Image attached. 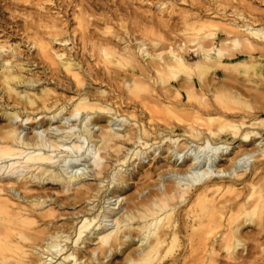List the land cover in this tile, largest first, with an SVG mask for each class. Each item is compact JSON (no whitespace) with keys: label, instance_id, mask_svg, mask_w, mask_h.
Here are the masks:
<instances>
[{"label":"bare ground","instance_id":"obj_1","mask_svg":"<svg viewBox=\"0 0 264 264\" xmlns=\"http://www.w3.org/2000/svg\"><path fill=\"white\" fill-rule=\"evenodd\" d=\"M72 3L76 27L68 25L67 8H59L55 12L61 13L59 17L29 14L23 31L59 84L61 75L73 79L78 88L73 94L58 95L46 86L30 93L41 78L21 74L23 63L11 59L17 50L0 53V90L5 93L0 104L6 120L0 126V182L5 181L0 183V264H98L100 255L124 252L132 242L136 247L127 251L128 263L178 264L176 254L166 261L164 255L191 252L193 264H213L211 254L239 252L246 237L264 236L261 19L235 13L225 28L229 36L215 44L209 27L217 23L186 16L185 21L192 20L187 27L195 30L194 47L169 43L154 54L139 41L141 63L135 50L118 51L98 37L99 32L89 30L83 6ZM52 43L72 45L52 51ZM101 56L102 62L128 65L129 75L139 70L160 89L135 93L132 88L142 78L123 74L127 93L117 89L93 93L85 86L100 74L96 65ZM218 66L224 70L220 76L229 81L215 76ZM228 73L245 76L254 89L237 88ZM123 103L131 109L121 110ZM83 113L88 122L82 120ZM59 115L62 122L74 117L76 125L83 123L76 128L56 126L52 135L40 131L21 135L16 124L20 117V122L38 118L37 123L50 125ZM115 118H120L121 129L112 127ZM82 156L91 164L96 183L81 178ZM146 158L155 164L142 171L138 166H144ZM137 175L140 185L134 182ZM45 181L65 192L74 185L70 203L84 201L87 206L58 224L56 209L49 206L52 195L32 192V184L43 187ZM132 183L134 190L121 196ZM248 224L255 227L245 231ZM93 240L95 245L86 251V243Z\"/></svg>","mask_w":264,"mask_h":264},{"label":"rangeland","instance_id":"obj_2","mask_svg":"<svg viewBox=\"0 0 264 264\" xmlns=\"http://www.w3.org/2000/svg\"><path fill=\"white\" fill-rule=\"evenodd\" d=\"M11 1H13V3H10V0H0V45H4V48L2 47V51H0V53L7 55V52L9 53L12 49L17 50L18 54L16 56H13L11 59L12 61L19 60L21 63H23L24 68L21 67V74L25 77L34 75V77L41 78V81L35 84L37 87L32 89L30 93H32V91H38L41 87L46 86L50 89H53L55 91L54 93L58 95H68L73 94L71 91H74L77 86L76 88L74 87L75 85L72 83L73 79H71L68 75L64 76L61 74L60 75L63 76V78L61 76L59 77H61L60 82L62 84H59V81H57L56 79L57 76L52 74L49 68H47L46 62H42L41 58L37 54L38 48L31 46V44H28L27 39H25L26 36L24 37L25 32L23 31V22L25 23V19L27 18L29 20V14L30 16L32 15L34 17L39 16L40 14L41 17H52V15H56V17H59L61 13L57 15L55 12L62 8H67V14H69L68 25H70V27H76L77 20L75 18H72L73 10H71L72 8H70V5L72 7L74 6V3L72 2L75 1V3H77L78 1V4H81L84 11H86L85 15L89 18L90 23L87 25L89 30L99 32L98 37L104 38L106 41H109L110 45L108 44V46L115 47L114 49H117L118 51H122L124 50V48L135 50L136 60L141 61V63L143 61V58L141 52L139 50L137 51V45L139 44V41H143L145 43L144 46H146L147 50L153 52L154 54H157L162 50H166L169 43L177 45L180 42H184L189 47H194V42L196 41H193L191 39L195 36V30H190L189 26L187 27V23H191L192 20L185 21L186 16L188 18L192 17L194 19V17L197 15L199 16L198 18L201 17L200 20L211 19L214 23H217L218 25H216L215 27H209L210 31L214 33L211 41H214L215 44L219 43V40L221 38L229 36L225 28L227 27V24L231 22L230 20L234 18V14L237 12L244 13L245 15H247V17H259L261 19L260 22L264 23V0H63V2H66V5L68 3L69 7H65V5H63L65 3L61 2V0ZM69 1L71 4L69 3ZM77 8L79 9L80 7L75 6V11H78ZM90 18H93L94 20H90ZM71 45L72 44H66L62 48L63 45L60 46L59 44L52 43L50 49H52V51H54L55 49H58L57 51H61V49L64 48L68 50ZM72 50L73 49H71V51ZM190 54H192L190 58L193 59L195 56L192 52ZM36 56H38L39 58ZM35 57L37 59H35ZM38 59L42 63L39 62ZM102 59L104 58L101 56L99 65H96L100 74L96 77H92L89 80L87 79L88 84H86V86L84 85L93 93L99 90L115 92V89L122 90L125 93L128 89L122 83V80L124 78L123 74H125V77L129 76L130 78H142L139 83L140 85L134 86L132 88L135 93L144 95L146 93L145 91H154L153 88L160 89V86H156L155 82L153 83L152 81L151 83V79L149 78V76L147 78L139 74V70L136 74L133 72L134 74H130V76L129 73L132 72H130L128 65H122L123 62L122 64H114L110 62V60H105L104 62H102ZM112 59L114 62L116 61L115 57H112ZM223 71L224 70L221 66L216 67L214 70V73H216L215 76L217 75L216 77H218V79L221 81H229V79H226V77L224 78L220 76ZM228 74L230 75L229 77H231L232 80H236L235 86L237 88L246 90L247 88L251 87V89H254L252 88L254 83L247 80L245 76H236V74L230 73ZM262 75H264V70H262ZM64 84L68 88H66ZM249 84L250 86L248 87ZM84 86H82L81 89ZM18 89L22 88L19 87ZM3 94L5 95V93H3V90H0V96H2ZM8 99L10 100V98ZM251 101L255 100L252 99ZM123 104L124 105L121 104V110H126L125 112H127L129 111V109H131L130 105L126 103ZM2 111L3 110L0 104V126L6 123V120L1 115ZM63 113L64 115H67V113ZM61 116L62 115H59L56 118L51 119L50 125L46 122L37 123L36 121L38 118H34V122H25L24 120H22L23 122H20V117L17 119L16 124L20 125L19 129L21 130V135H32L38 131L44 134L47 133L52 135V133H54L55 131L56 126L68 127L73 125V127L76 128V126H81V124L83 123L79 122L76 125L74 117L73 119L71 117L69 119H66L65 122H62ZM78 116L80 117L81 114H79ZM84 117H86L85 113L82 114L81 118L84 122H88L89 119L86 120L84 119ZM112 122V127L121 129V126L118 125L119 123L121 124L120 118H115L112 120ZM99 123L105 124L106 122L104 120H100ZM89 126L92 127L96 131V133L98 132V130H96L97 126H93L92 124H90V121ZM249 147H251V145ZM147 160L148 158L144 159V166H138V168H141V170H145L147 169V167L149 168V166L151 167L152 164H155V160L150 159L149 162ZM89 164L90 163L84 156H82L78 161L79 169L84 172V175L81 176V178L86 179L85 181H88L90 183H96L97 180H95L93 176L90 175L91 164ZM133 166L137 171V161L133 164ZM131 167L132 165L130 164V170ZM137 178H141V175H137L136 177H134V182L140 185ZM0 183L5 185V181ZM135 183H132L133 185L127 186L125 192L121 193V196H127L130 192H132L134 190ZM32 188V192H47L48 195H52L53 199L51 200L49 206L55 207L57 217L54 220H56L58 224L72 220L73 217L77 216L75 213L77 210H79L84 205L87 206L86 202L84 201H80L75 204L70 203L72 202V200L69 201V196H72L74 194V191L72 190L74 188V185L68 192L63 191L61 187L57 186V184H52L51 182L47 181L44 182L43 187H37L36 184H32ZM21 192L22 190L18 191V193ZM143 192L146 193V190H144ZM55 199L57 200V202L55 201ZM112 199L111 202L113 203L114 201ZM123 203L125 205L124 198L121 202L122 206ZM110 222L111 221H109V223ZM254 227L255 226H252V224H248L244 227V230L249 231ZM95 242L96 240L88 241L86 243L88 245L86 251L90 250L95 245ZM245 244L246 245L244 249L243 247L240 248L239 252H216L215 254H211L210 256L214 259L213 264H264V251H262L264 250V236L260 238L246 237ZM134 247H136V243L132 242L124 252H108V256L100 255L98 264H132L131 262H127L126 256L128 254L127 251ZM85 253L87 254L88 252ZM173 253L180 258L178 264H193L191 252H167L163 257L164 260H169L170 255ZM201 254L202 252H200V255ZM133 256H136L135 252L131 257ZM195 264H201V262H196Z\"/></svg>","mask_w":264,"mask_h":264}]
</instances>
